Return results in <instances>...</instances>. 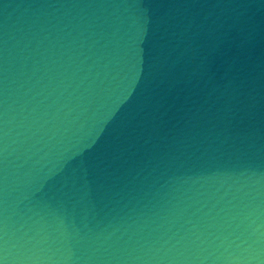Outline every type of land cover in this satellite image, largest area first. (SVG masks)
<instances>
[{
    "label": "water",
    "instance_id": "1",
    "mask_svg": "<svg viewBox=\"0 0 264 264\" xmlns=\"http://www.w3.org/2000/svg\"><path fill=\"white\" fill-rule=\"evenodd\" d=\"M0 264H264V0H0Z\"/></svg>",
    "mask_w": 264,
    "mask_h": 264
}]
</instances>
